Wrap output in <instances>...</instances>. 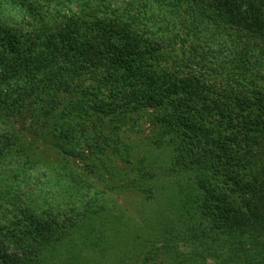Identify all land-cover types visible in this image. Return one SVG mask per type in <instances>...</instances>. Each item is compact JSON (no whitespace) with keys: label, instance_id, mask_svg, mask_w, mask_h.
Instances as JSON below:
<instances>
[{"label":"trees","instance_id":"1","mask_svg":"<svg viewBox=\"0 0 264 264\" xmlns=\"http://www.w3.org/2000/svg\"><path fill=\"white\" fill-rule=\"evenodd\" d=\"M171 1L185 8L192 34L179 41L177 61L164 55L176 51L165 39L89 12L64 16L41 41L30 39L18 49L0 43L2 56L17 54L22 61L17 67L0 59V264H264V0ZM32 6L25 8L28 18L45 22ZM199 22L212 24L208 39L222 37L227 56L204 52V39L194 34ZM82 73L72 86L68 76ZM122 80L134 92L146 90L141 101L163 103L154 122L164 125L163 135L172 134L164 162L147 152L135 158L130 144L98 139L99 119L92 114L113 112L97 95L90 96L92 105L79 102L64 114L55 107L58 94L90 83L106 91ZM22 92L40 103L30 115L41 116V125L18 124L8 110L9 98ZM37 131L55 140L68 135L72 142L77 133L80 142L71 149L110 153L95 159L99 168L81 169L79 178L95 170L110 176L116 168L108 170L106 161L127 165L133 182L125 190L134 189L138 206L157 207L148 227L126 234L128 227L119 225L112 240L94 237L111 229L119 211L110 219L100 216L102 199L94 190L60 191L52 174L68 168L44 163L39 147L28 141ZM46 146L68 161L62 146ZM90 220L91 235L80 237L77 228ZM112 254L120 260L106 262Z\"/></svg>","mask_w":264,"mask_h":264},{"label":"rangeland","instance_id":"2","mask_svg":"<svg viewBox=\"0 0 264 264\" xmlns=\"http://www.w3.org/2000/svg\"><path fill=\"white\" fill-rule=\"evenodd\" d=\"M29 4L33 5L32 10L35 8L39 11L35 14L41 16L45 22L38 24L28 18V12L26 14L25 8ZM88 12L105 19L113 20V18L119 17L123 21L132 23L137 30L145 32L146 36L165 39L168 46L172 45L176 48V51L169 54L167 50V53H163L166 57L174 58L176 61L182 58L181 52L177 50L179 41L192 35L187 28L189 19L185 8L177 6L171 0H0V26L2 27L0 28V43L7 45L8 48L18 49V46L28 44L30 39L36 38L41 41L43 35L45 36L48 32L56 30V26L59 25L64 16H70V13L82 15ZM38 25L41 29H38ZM210 32H214L210 22H199L194 26V34L204 39L201 46L210 58L221 59L223 54L227 56L229 45L226 46L224 39L218 35V42H212L208 39ZM28 37L30 38L28 39ZM0 59L12 64V66L18 67L22 64L17 54H7L6 56L0 54ZM49 68L51 74L53 71L55 72L54 67ZM185 70L187 71V68ZM85 75L87 76V74ZM84 77L83 73L77 76L72 74L68 76L72 86ZM76 89L70 95L61 93L56 96L58 102L56 101L54 104H56L55 107L60 110L61 114L77 107L76 103L79 102L87 101L89 105H92V97L90 96L97 95L98 101L104 103L106 109L113 112V117L92 114V119H99L95 129L98 139L103 140L106 144L115 142L120 143V145H132L135 158L141 156L144 152H147V158L149 157V159L158 162H164L168 158V150L171 148V145L168 144L171 141L172 134L170 136L163 135L164 125L159 124L158 126L154 122L155 116L163 111L161 107L163 103L160 102L159 106H156L141 101L146 94L145 89L139 88L137 93L128 87L125 80L117 83L113 82L106 90L110 92L109 96L111 94L116 95L115 98L111 97V99L97 83L84 84ZM11 101L13 107L8 110L15 115L18 124L26 126L42 124L43 118L41 116L30 115V110H37L41 107L40 103H34L32 97H29V95L27 97L25 92H22L19 97H10L9 103ZM29 102L31 103L29 104ZM87 124V127L92 126L91 119ZM29 131L32 133V129ZM38 132L36 137L34 134L29 135L28 141H33L39 147L41 159L44 163L58 168L62 166L68 168L67 170L63 168L52 174V183H60V191L70 192L75 186L81 187L83 192L90 189L94 190L96 196L102 199L100 202L98 200L102 206L100 216H106L105 218L110 219L115 210L119 211L117 213L118 220H112L111 229L109 228L110 230H104L101 233L98 232L93 235L94 237L98 239L108 237L112 240L119 225L128 227L129 230L125 231L126 234H129L130 229L133 230L137 225L140 231L144 230L145 226L148 227L146 220L156 216L157 207L155 205L138 206L136 203L137 193L133 192L134 189L125 190V187L133 182V174H129L131 172L127 165L121 162L106 161L105 165L108 170H112L113 166L116 168L110 174L111 177L109 175H98L97 170H95L93 175L79 178L80 174L84 175L81 169L91 171L92 168H99L95 159L102 158L101 153L104 158H107L110 153L102 148L97 151L84 150L81 145L78 149H71L73 144L80 142L78 140L80 135L77 133L73 135L74 140L72 142L69 140L70 136L68 135H62L61 139L55 140L39 135ZM50 142H54L68 151L66 156L68 161L65 162V158L58 155L51 147L46 146ZM69 161L75 162V166H70ZM183 176L191 179L188 173L183 174ZM98 177H101L99 183L96 182ZM169 188H167V191H170ZM95 219V217H92L93 221H96ZM92 220H90L91 223L88 222L87 227L79 226L77 228L76 233L80 237L84 233L88 236L91 235V233H88V228L94 226ZM111 259L112 261L115 259L120 260L118 255L112 254L110 258L106 257V262L109 260L111 262Z\"/></svg>","mask_w":264,"mask_h":264}]
</instances>
